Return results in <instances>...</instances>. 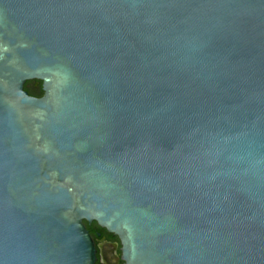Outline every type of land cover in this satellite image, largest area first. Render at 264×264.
I'll use <instances>...</instances> for the list:
<instances>
[{
    "label": "water",
    "instance_id": "95a60500",
    "mask_svg": "<svg viewBox=\"0 0 264 264\" xmlns=\"http://www.w3.org/2000/svg\"><path fill=\"white\" fill-rule=\"evenodd\" d=\"M85 221L264 264V0H0V264H96Z\"/></svg>",
    "mask_w": 264,
    "mask_h": 264
},
{
    "label": "flooded vegetation",
    "instance_id": "af4514ba",
    "mask_svg": "<svg viewBox=\"0 0 264 264\" xmlns=\"http://www.w3.org/2000/svg\"><path fill=\"white\" fill-rule=\"evenodd\" d=\"M42 88V82L39 81H28L24 89ZM43 90V89H42ZM29 93V92H28ZM44 95V94H43ZM90 225L89 232L95 241L97 247V262L96 264H124L122 261L121 253V242L119 238L113 234H110L105 229L101 228L96 222H92ZM100 227V229L97 228Z\"/></svg>",
    "mask_w": 264,
    "mask_h": 264
},
{
    "label": "trees",
    "instance_id": "16d2710c",
    "mask_svg": "<svg viewBox=\"0 0 264 264\" xmlns=\"http://www.w3.org/2000/svg\"><path fill=\"white\" fill-rule=\"evenodd\" d=\"M26 90H28L29 94L31 96H34V97H42L43 94H44L41 86L39 88H34V89H31V90L26 88ZM84 223L87 226V228L90 229V225L86 221ZM97 228L100 229L99 226H97Z\"/></svg>",
    "mask_w": 264,
    "mask_h": 264
}]
</instances>
